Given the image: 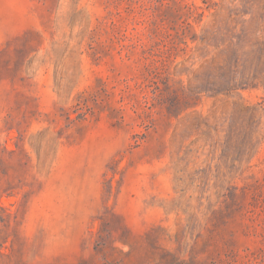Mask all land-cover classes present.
<instances>
[{"label":"rangeland","instance_id":"rangeland-1","mask_svg":"<svg viewBox=\"0 0 264 264\" xmlns=\"http://www.w3.org/2000/svg\"><path fill=\"white\" fill-rule=\"evenodd\" d=\"M0 264H264V0H0Z\"/></svg>","mask_w":264,"mask_h":264},{"label":"trees","instance_id":"trees-1","mask_svg":"<svg viewBox=\"0 0 264 264\" xmlns=\"http://www.w3.org/2000/svg\"><path fill=\"white\" fill-rule=\"evenodd\" d=\"M82 109L84 110L80 112V114H78L77 117H82L86 119L90 113L92 114L94 113V107L89 106V104H86V108L83 107ZM69 120H74V118L69 115Z\"/></svg>","mask_w":264,"mask_h":264}]
</instances>
